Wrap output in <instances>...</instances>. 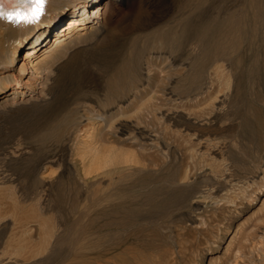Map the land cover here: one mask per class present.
<instances>
[{
    "label": "bare ground",
    "instance_id": "obj_1",
    "mask_svg": "<svg viewBox=\"0 0 264 264\" xmlns=\"http://www.w3.org/2000/svg\"><path fill=\"white\" fill-rule=\"evenodd\" d=\"M205 4L219 9L201 16L199 8ZM43 13L38 21L22 25L0 19V230L19 226L21 231L12 238L6 234L11 239L0 249V264L52 263L69 238L60 224L47 219L50 208L57 209L60 195L72 189L77 194L79 187L109 180L114 173H133L147 183L143 198L153 207L154 200L164 197L166 209L159 215L189 205L188 200L194 210L201 209L199 202L207 196L217 205L227 198L236 215L261 200L264 169L259 175L254 170L253 189L245 177L240 180V169H234L250 144L264 154V0H234V6H222L220 0H46ZM166 20L167 27H160ZM146 32L152 35L147 45L158 62L145 58L146 45L144 53L139 48ZM245 34L256 47L248 71L239 70L231 56ZM245 73L250 85L246 97ZM174 93L177 100L171 98ZM174 136L185 140L186 147L172 146ZM45 141L58 146L57 151L37 153L35 143ZM155 153L171 154L178 163L160 160V154L157 160ZM18 168L26 169L24 183L37 175L40 181L48 177L52 191L39 195L36 188L16 183L21 191L14 196L8 184L11 169ZM6 192H12L14 211L23 214L29 207L33 219L6 214L1 206L9 205L8 198L3 201ZM258 211L253 219L262 220L260 231L248 224L239 235L249 243L241 247L249 249L232 253L231 248L229 254L239 236L228 234L224 264H240V258L264 264V197ZM154 214L150 209L141 219L152 221ZM194 219H189L193 225L200 223ZM146 228L139 226L135 234L145 229L158 235L157 227ZM224 240L221 236L216 246Z\"/></svg>",
    "mask_w": 264,
    "mask_h": 264
},
{
    "label": "rangeland",
    "instance_id": "obj_2",
    "mask_svg": "<svg viewBox=\"0 0 264 264\" xmlns=\"http://www.w3.org/2000/svg\"><path fill=\"white\" fill-rule=\"evenodd\" d=\"M220 1L222 2V6H232V5L234 6V0H220ZM217 3H220V2H217ZM217 7L218 6H208L207 4H205L204 6H200L199 15L205 16L207 13H211V11L215 12V11H217V9H219ZM174 12H175L174 9H172V11L170 12V15L174 14ZM168 19H170V17ZM167 24H169V22L166 20L161 24L160 27L166 28ZM143 35L141 36V38L139 40L140 45L139 44L138 45H139V48H141L142 52L144 51V49H145L144 52H146L150 48L147 44H149L151 42L152 35L149 32L148 33L146 32ZM243 38L245 40H243L241 46L239 48H237V51L234 50L232 52L233 54L231 53V56H232V58H234L238 61L239 70L245 69L246 71H248V69L251 65V61L255 57L254 54L256 53V47L251 46L250 41H249L248 37L246 36V34L244 35ZM145 45L147 48L145 47ZM188 46L189 45H187V57L190 55V53L188 52V50L190 49V46L189 47ZM150 52H151V50H149V52L147 54H145V58L150 57V59L152 61L158 62L159 60L155 57L154 54H152ZM246 55H247V57H246ZM187 60H188V58H187ZM247 63L249 66H247ZM242 65H243V67H241ZM246 76L247 75L245 73L243 76L244 78L242 77L243 78L242 79V82H243L242 89L244 88L243 89V95L245 97L247 95L248 88L250 86L249 82L246 79ZM244 80H245V82H244ZM178 97H179V95L176 93L171 95L172 99L177 100ZM67 103H69V101ZM153 122L156 123V121H153ZM151 128H155V127H150V129ZM257 134H259V131L257 132ZM255 136H256L255 138L257 139L259 135H255ZM110 138H109L110 141H112L113 143H116V140H114L113 137H110ZM174 139H175L174 142L170 141V142H172L171 143L172 146H177L178 148H180V147L185 148L186 147L187 144H186L185 140L181 139L180 136H174ZM177 141H178V144H177ZM40 143L41 142H36L35 148L37 150V153H39V154L41 153V155L49 154V153L53 152L54 149L56 151L58 149V146H56L55 144L53 145V143L50 141H45V142H43V144L41 143V145H39ZM126 144H128V143H126ZM250 145L251 146L249 148L251 149V153H250V149H249L248 155H246L247 153H244L245 155L241 154V156H238L239 160H240V161L238 160L239 165L237 164L236 169H234V168L233 169L237 170L238 172L240 169L241 174L244 175V176H241L242 179L240 178V180H244L243 177H245V180H249L248 183L252 187L254 185L253 182H255V179H257L254 176V175H256V171H254V170H257V173L259 175L260 172L262 171V169H264V168H262L264 166V164H262V165L260 164L261 163L260 161L264 160V154L262 153V155H261V153H259L258 150L255 151L256 146L254 144H250ZM39 147H41V148H39ZM43 147H44V151L42 150ZM47 149H49V150H47ZM227 153H228V155H230L229 152H227ZM159 154L160 153L154 154V157L157 160H159V159L164 160L167 158L168 162H170V163L173 161H174L173 164H175V165H176V163H178L176 161H178L179 158L178 159L173 158L170 153H169L170 155H168L169 157L168 156L163 157L160 154V157L158 159ZM141 156L146 157L147 153L142 152ZM241 162H242V164H241ZM175 165L171 166V169H174ZM258 165H260V168L256 169L254 166H258ZM58 169H59L60 173L63 174L64 168H58ZM147 169H150V168H147ZM178 169L180 170V168H178ZM181 169H183V168H181ZM11 170H12V174H11L12 181L9 182L11 184H8V185H10L9 187H11V191H13L14 196H16L21 191V189L20 190H17V189H19L21 187L23 188L25 186L30 187L31 189L36 188L35 189L36 193H38L39 195H41V194L46 195L52 191L51 188H49V184L47 183L48 177L43 176V181L42 180L40 181V178L37 175V177L35 176V178L33 177V178L29 179L28 181H25V183H26L25 184L22 178L24 176L23 174H25L24 172L26 171V169H24V168L19 169L18 168V169H15L16 172L14 169H11ZM156 170L159 171V168H156ZM17 173H18V175H16ZM144 174L145 173L143 172V175ZM134 175L135 174H133V173L132 174H130V173H127V174L114 173L113 177L109 180L106 179V181H105V179H104V181H102V182H98V183L94 182L92 184H88L89 186H83L84 188L82 186L79 187L78 188L79 190H77V194H73V189H72L69 192L70 193L69 195H67V196L66 195L65 196L60 195L59 196V199L57 200L58 203L56 204L57 209H55V208L53 209V207L50 208V210H49L50 213L49 212L47 213V216H48L47 219L52 224H60L62 234H64L65 236H67L69 238V239H67V240H69V244L62 245L58 248L60 251H59V253H57L56 259L54 258L55 260L53 259L54 261L52 260L51 261L52 263H50V264H210V262H212L213 260L215 262L214 264H217V263L218 264H224L223 262H224L225 257H226L225 248H226L227 241L229 240L231 234L236 233L235 235L238 237L240 235V233L241 234L243 233L242 231L245 229L246 226H248V224H249V226H251L250 228L254 229V231H257L259 228L261 229V226L263 224L262 220H255L254 221V219L259 214L258 209L260 207V203H261L264 195L262 196L261 200L257 201V203H255V204H253L252 207L251 206L246 207L245 209H247V210L241 211V213H240L241 215L240 214L236 215V213H234L235 211L231 209L232 204L230 203V201L226 200L227 198L223 201V203L217 205L213 202V198L211 196L203 197L201 199V201H200L201 203L199 202L200 208L202 206L201 209L194 210L195 205L192 204L190 200H188L189 205H187V206L182 205L183 208L182 207H180V208L175 207L174 208V207H172L174 205H172V206L170 205V208L171 207L172 208H171V210L167 209L169 212L166 210L164 212V214L161 212L162 214L159 215L160 209L165 206V205H163L164 204V202H163L164 197H160L157 200L156 199L158 197L157 196L155 198L156 200H154V202H155L154 207L151 204L146 203V201H144V198H145L144 193L147 190V188H149V185L147 183H142L141 180L140 181L137 180V179H139V177L137 175H135V176ZM130 177H132V179L133 178L134 179L132 180V179H130ZM65 178H66V176L62 175V182L64 184H66V182H67V179H65ZM16 183L19 184V186H21V187L17 186ZM23 183H24V185H23ZM38 186H39V190H38ZM98 186H99V188H98ZM88 187H90L89 192L87 191ZM253 187H252V189H253ZM97 188H98V190H97ZM142 189H144L145 191H143ZM170 189L171 188H167V187L165 188L166 191H170ZM38 191H40V192H38ZM230 191H232V189ZM230 191L228 192V196L231 197L233 191L232 192H230ZM132 192H134V194ZM86 193H89V194L92 193V194H90L91 196L90 195L88 196ZM6 194H7V192H6ZM11 194H12V192H11ZM11 194H7L6 195L7 197L5 196V198H3V201L5 203H6L7 198L9 199V200H7V202H9V205H11V202H10V197H11L10 195ZM71 195L75 199L71 198L72 197ZM75 195H78L77 198ZM68 196H69V198H67V199L68 200L71 199V200H69L67 202L66 197H68ZM94 196L97 198V200L94 199ZM136 196H138L139 199ZM160 196H162V195H160ZM126 197L129 201V203L126 202L127 201ZM132 197H134V198L132 199ZM134 199H135V201H134ZM175 199H176V201L179 200L177 197ZM110 202H111V205H109ZM138 203H139V205H138ZM7 204L8 203H6V204L3 203V204H1V206H3V207L5 206L6 214H9V213L12 214L10 216L11 218L14 215L13 217H15L16 220H18V218L20 219V217L23 214L24 215L22 216V218H26L25 217V214H26L28 216V218L30 217L29 220L33 219V217L30 216V214L32 215V213L29 212V209H28L29 207L24 208L23 211L25 213L21 214V212L18 213V211H14V208L12 206L13 203L11 206H9ZM107 205H109V206H107ZM161 205H163V206H161ZM8 206L10 208H8ZM155 207H157V209H155ZM128 209H130V211ZM150 209H153V211L155 213L154 218H156V219H153L154 221L153 220L148 221V220H146V218L141 219V216H143V214L146 215L147 211L149 212ZM164 209H166V207H164ZM164 209L161 211H164ZM180 209H181V211H179ZM31 210H32V208H31ZM127 210L130 213H128ZM156 210H158V214H157V212H155ZM52 211H54V212H52ZM141 211H144V212H141ZM55 213H56V215H55ZM118 213H119V216H118ZM134 213H136L137 215L135 216ZM16 214L17 215L19 214L20 217L17 216V218H16ZM189 214H190L191 218L189 217ZM57 215H58V217H56ZM80 215H81V217H80ZM124 215H126L127 217L126 216L124 217ZM158 215H159V217H158ZM49 216H50V218H49ZM128 216H129V218H128ZM192 216H194L197 219V221H200V223H194V225H193V223H191L189 220V219H194V217H192ZM253 216H254V219H253ZM110 217H112L114 219V220L112 219L113 222H112ZM134 217L136 218L137 221H133V219H135ZM251 218H252V220H251ZM15 219H13V220H15ZM108 219H110V220H108ZM196 219H194L193 221H195ZM115 221H117V222L119 221V224L121 226L116 224ZM54 222H56V223H54ZM114 222H115V226L112 225V224H114ZM136 222H137V224H136ZM196 224H198V225H196ZM16 225H20V224L18 223ZM73 225H74L73 229L70 230V228H72ZM130 225H131V227H130ZM139 226L144 227V228H146V227L147 228L157 227L155 229L156 230L155 232H157L159 230L158 235H156L157 233L154 235L153 233H151V231H147V234L149 236L148 238H150L151 240L148 239L149 241H146L147 237L145 239V236H147V234H146L145 229H144L143 234L137 233V235L139 237L138 238V237H136L137 235L135 234L136 233L135 229L138 228ZM150 226H152V227H150ZM256 227L258 229H256ZM18 228H19V226L14 227L12 229H9L12 232L14 231L13 232L14 234L8 233L9 230H7V229H1L0 230V249L5 244V240H8L10 237L11 238L14 237L11 235H15V233L18 234V232L20 231V228L19 229ZM128 228H130V230ZM147 228H146V230H147ZM15 229L16 230L18 229V230L15 231ZM260 229L258 231H260ZM6 234L7 235L9 234L10 237L8 236L9 237L8 238ZM228 234H230V235H228ZM72 236H74V237H72ZM155 236H156V238H155ZM221 236H225L226 241L224 240L223 242H219V246H216V242L220 240ZM241 237L242 236H239L238 239H235V241L237 240L236 243H235V241H233V243L230 245V250L228 251L229 254H231L232 250H234V249L235 250L232 253H235L237 248H240L241 251H245L244 247H246V246L242 245L243 248L241 247V244L243 243V241H241L242 240ZM152 239H153V241H152ZM154 240H158V242L156 241L157 243H155ZM145 241L147 242V245L145 244ZM150 242H152V245L150 244ZM246 242L247 241L244 242L245 245L247 244ZM153 243L155 245H153ZM234 245L236 246V248ZM231 248H234V249H231ZM248 249L249 248L246 247V250H248ZM237 253H239V252H237ZM68 254H70V256ZM243 261L245 262L246 260H244L243 258H240V262H241L240 264H242ZM243 264H248V263L246 261Z\"/></svg>",
    "mask_w": 264,
    "mask_h": 264
},
{
    "label": "snow or ice",
    "instance_id": "obj_3",
    "mask_svg": "<svg viewBox=\"0 0 264 264\" xmlns=\"http://www.w3.org/2000/svg\"><path fill=\"white\" fill-rule=\"evenodd\" d=\"M28 2L32 5V7L26 15L20 16L9 13L7 15V19L13 23H20L21 20L27 23H34L38 21L43 14L46 0H28ZM0 16H4L2 6H0Z\"/></svg>",
    "mask_w": 264,
    "mask_h": 264
},
{
    "label": "clouds",
    "instance_id": "obj_4",
    "mask_svg": "<svg viewBox=\"0 0 264 264\" xmlns=\"http://www.w3.org/2000/svg\"><path fill=\"white\" fill-rule=\"evenodd\" d=\"M0 6H2V10L4 12V16H0V19L10 22L7 19V15L9 13H12L14 15H26L32 5L28 2V0H0ZM15 25H22V24H27V22H24L21 20L20 23H13Z\"/></svg>",
    "mask_w": 264,
    "mask_h": 264
}]
</instances>
